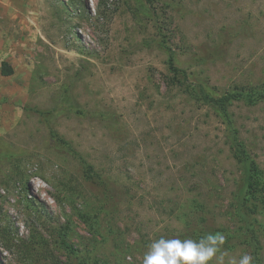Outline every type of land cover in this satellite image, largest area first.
I'll return each instance as SVG.
<instances>
[{"label": "rangeland", "instance_id": "1", "mask_svg": "<svg viewBox=\"0 0 264 264\" xmlns=\"http://www.w3.org/2000/svg\"><path fill=\"white\" fill-rule=\"evenodd\" d=\"M11 2L0 264H142L210 232L264 264V190L243 199L235 154L264 182V0Z\"/></svg>", "mask_w": 264, "mask_h": 264}, {"label": "clouds", "instance_id": "2", "mask_svg": "<svg viewBox=\"0 0 264 264\" xmlns=\"http://www.w3.org/2000/svg\"><path fill=\"white\" fill-rule=\"evenodd\" d=\"M225 243L226 237L220 232L198 238L160 236L147 246L142 264H254L250 253L237 257L225 249Z\"/></svg>", "mask_w": 264, "mask_h": 264}, {"label": "trees", "instance_id": "3", "mask_svg": "<svg viewBox=\"0 0 264 264\" xmlns=\"http://www.w3.org/2000/svg\"><path fill=\"white\" fill-rule=\"evenodd\" d=\"M169 70L174 73V75L178 76L181 73V70H179L174 63V58L172 55H170V59L168 61ZM3 76H12L14 74L13 68L8 65L6 62L2 63V71ZM202 98L204 101L218 104L219 106L225 107V104L228 103L230 100V96L221 98L220 100H215L211 98L208 94H206L203 90L201 92ZM239 96H246L240 94ZM236 144V157L241 163L242 171H243V178H242V189H241V196H243V199L245 200L247 196L256 194L259 190H264V182L261 178V174L258 170L257 165L254 161L250 160L249 157H247V153L244 149V147L238 143ZM66 245V244H65Z\"/></svg>", "mask_w": 264, "mask_h": 264}, {"label": "crops", "instance_id": "4", "mask_svg": "<svg viewBox=\"0 0 264 264\" xmlns=\"http://www.w3.org/2000/svg\"><path fill=\"white\" fill-rule=\"evenodd\" d=\"M0 4H3L4 6H11L12 2L11 0H0ZM10 51L9 49H0V96L3 94H7L9 97L10 95H15V90L5 91L2 87L6 80L9 79L11 76H3L2 71V63L6 62L9 64L15 71V67L10 63L9 58ZM14 76V75H12ZM2 95V96H3ZM22 110H15V107L7 108L4 107L2 109L0 107V136L1 134H6L12 130H15L20 122H22Z\"/></svg>", "mask_w": 264, "mask_h": 264}]
</instances>
